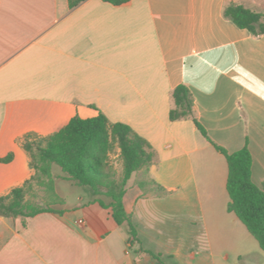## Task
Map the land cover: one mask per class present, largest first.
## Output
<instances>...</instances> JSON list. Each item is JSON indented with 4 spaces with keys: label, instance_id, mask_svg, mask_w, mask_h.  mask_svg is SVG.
I'll return each instance as SVG.
<instances>
[{
    "label": "crops",
    "instance_id": "0c3cea01",
    "mask_svg": "<svg viewBox=\"0 0 264 264\" xmlns=\"http://www.w3.org/2000/svg\"><path fill=\"white\" fill-rule=\"evenodd\" d=\"M231 2L264 11V0H86L73 9L68 0H0V196L35 174L27 134L44 138L100 112L152 144L148 174L166 189L141 188L142 171L129 179L124 206L139 239L131 245L127 225L92 190L68 198L59 182L76 184L54 164L63 203L52 208L64 212L26 226L0 214V264H180L185 253L193 264H264L256 238L228 211L226 157L192 119H170L172 91L185 84L212 140L229 152L248 142L262 186L264 35L226 17Z\"/></svg>",
    "mask_w": 264,
    "mask_h": 264
},
{
    "label": "trees",
    "instance_id": "16d2710c",
    "mask_svg": "<svg viewBox=\"0 0 264 264\" xmlns=\"http://www.w3.org/2000/svg\"><path fill=\"white\" fill-rule=\"evenodd\" d=\"M84 1L86 0H68L72 9ZM103 1L123 5L131 0ZM224 14L252 34L264 35V11L231 2L226 5ZM172 98L174 106L170 110V119L173 121L192 119L216 150L226 157L227 190L230 196L228 211L238 216L264 251V182L259 186L252 178L253 157L248 142L242 149L229 152L224 146L212 140L207 129L195 115L194 96L187 85H178L172 91ZM24 146L30 152L31 166L35 169V174L22 186L0 196V214L22 218L24 226L27 225L28 217L43 212H64L52 208V205L57 203L49 202L48 205H42L27 198L37 185L47 194L52 193L59 203H63V199L55 191L52 173L54 164L61 167L65 179L73 181L78 186L90 187L97 196L94 202L112 209L117 224L127 225L128 242L131 245L139 239L132 216L124 206V195L129 179L135 172L142 171L144 178L139 181L141 188H150L162 195L166 193V189L148 174L156 157L152 144L130 125L111 122L102 112L88 118L75 115L65 126L44 138L29 133L25 137ZM115 148L120 149L122 164L120 174H117L110 163V156ZM10 159L12 154L4 158ZM101 196L110 197L111 202H104Z\"/></svg>",
    "mask_w": 264,
    "mask_h": 264
},
{
    "label": "rangeland",
    "instance_id": "374dc122",
    "mask_svg": "<svg viewBox=\"0 0 264 264\" xmlns=\"http://www.w3.org/2000/svg\"><path fill=\"white\" fill-rule=\"evenodd\" d=\"M120 151L118 150V148H115V150L112 152L111 156H110V163L113 166V168L116 170L117 174H120L119 170L121 167V161H120V156H119ZM56 168H59L58 166ZM135 174L133 175V178ZM59 184H65L67 186V191H68V198H74V196L77 194V192L79 190H81V186H76L74 185L72 182H66V181H60ZM87 187V189L85 190H92L90 187ZM90 188V189H89ZM29 199H31L32 201L42 204V205H48L49 202L51 203H57V204H53L58 206L59 202L55 199L56 197L52 194V193H46L43 188L35 185L34 188L31 190V192L29 193ZM61 204V203H60ZM256 240V239H254ZM256 242V241H254ZM257 244V243H256ZM259 246V245H257ZM180 254V264H193L192 262H190V258H191V254Z\"/></svg>",
    "mask_w": 264,
    "mask_h": 264
},
{
    "label": "built area",
    "instance_id": "2783aa9c",
    "mask_svg": "<svg viewBox=\"0 0 264 264\" xmlns=\"http://www.w3.org/2000/svg\"><path fill=\"white\" fill-rule=\"evenodd\" d=\"M78 223L83 226V225H85L86 221L84 219H80L78 221Z\"/></svg>",
    "mask_w": 264,
    "mask_h": 264
}]
</instances>
